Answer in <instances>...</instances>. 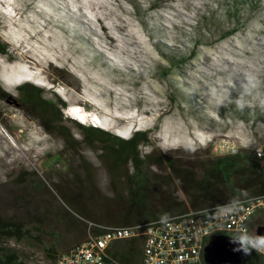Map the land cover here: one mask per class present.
I'll return each mask as SVG.
<instances>
[{
	"label": "rangeland",
	"instance_id": "obj_1",
	"mask_svg": "<svg viewBox=\"0 0 264 264\" xmlns=\"http://www.w3.org/2000/svg\"><path fill=\"white\" fill-rule=\"evenodd\" d=\"M244 1L0 0V41L10 53L0 54L1 89L15 90L18 101L27 63L40 70L32 78L39 84L30 83L46 100L56 94L84 107L115 134L148 131L152 143L139 147L142 155L155 148L174 165L143 168L142 206H135L100 146L67 148L37 116L0 95V216L36 236L0 238V255L54 264L45 248L60 254L80 244L89 222L184 213L192 195L180 175L191 172L195 185L220 157L199 140L264 142V7L231 21ZM54 68L72 78L55 83ZM130 167L116 172L119 181L136 174ZM112 253L138 264L141 241L117 243Z\"/></svg>",
	"mask_w": 264,
	"mask_h": 264
},
{
	"label": "trees",
	"instance_id": "obj_2",
	"mask_svg": "<svg viewBox=\"0 0 264 264\" xmlns=\"http://www.w3.org/2000/svg\"><path fill=\"white\" fill-rule=\"evenodd\" d=\"M253 7H264V0H245L240 9L235 8V15L231 21L242 19L243 13H250ZM235 17V18H234ZM0 54L10 56L9 46L0 41ZM54 77L51 79L55 83L69 81L72 75L65 70L54 68ZM20 99L18 103L31 115L37 116L40 125L50 134L62 139L69 149H75L82 143L91 147L100 146L103 156L111 161L112 174L117 178L120 186L130 194L133 205L142 206L144 182L140 180L143 168L148 166L174 168L167 152H153L143 156L139 147L142 144H151L152 139L148 131H135L128 139L113 132L99 127L87 126L74 119H64L63 109L67 107V102L55 94V100L49 101L44 98V90L30 82L22 83L17 88ZM0 95L7 99L12 93L1 89ZM72 98V97H71ZM73 131H78L82 135L81 141L75 139ZM131 165V170L136 174L132 177H125L119 181L117 171ZM175 170V169H174ZM180 179L190 190L183 187L190 193L191 202L187 204L185 212L207 207H213L237 201L246 197L264 194V176L260 168L258 159L250 150H240L235 155L223 156L220 160H213L206 176L194 185V178L191 172L180 175ZM158 216L140 217L139 214H126L116 224L131 225L144 223L157 219ZM264 224V219L258 220L256 225ZM0 238L23 241L24 239H36L25 223L4 219L0 216ZM47 258L56 263L59 252L53 246L45 248ZM116 257L115 254H113ZM125 264H132L130 256H122L119 259ZM0 264H24L15 252H8L0 255ZM246 264H264V258L255 253H251Z\"/></svg>",
	"mask_w": 264,
	"mask_h": 264
},
{
	"label": "built area",
	"instance_id": "obj_3",
	"mask_svg": "<svg viewBox=\"0 0 264 264\" xmlns=\"http://www.w3.org/2000/svg\"><path fill=\"white\" fill-rule=\"evenodd\" d=\"M240 145L230 139L212 142L211 150L220 156L235 155ZM253 154L264 176V145L254 144ZM264 219V194L197 210H191L131 225L89 222L85 241L59 254L55 264H125L114 257L113 245L141 241L139 264H207L206 246L214 234L234 237L256 236L258 220ZM261 258L264 252L252 250Z\"/></svg>",
	"mask_w": 264,
	"mask_h": 264
},
{
	"label": "water",
	"instance_id": "obj_4",
	"mask_svg": "<svg viewBox=\"0 0 264 264\" xmlns=\"http://www.w3.org/2000/svg\"><path fill=\"white\" fill-rule=\"evenodd\" d=\"M8 102L14 100V103L19 106L17 100H15L12 95L6 99ZM264 142H256L254 144ZM244 144H247L244 142ZM254 144L249 146L251 149ZM249 145V144H247ZM256 235L264 236V224L259 225L256 229ZM237 237L217 233L214 234L209 244L205 248L204 258L207 264H246L249 260L250 254H245L243 251L238 250L239 245L234 242Z\"/></svg>",
	"mask_w": 264,
	"mask_h": 264
},
{
	"label": "clouds",
	"instance_id": "obj_5",
	"mask_svg": "<svg viewBox=\"0 0 264 264\" xmlns=\"http://www.w3.org/2000/svg\"><path fill=\"white\" fill-rule=\"evenodd\" d=\"M24 64H27V63H24ZM29 65V64H28ZM30 66V65H29ZM33 67V66H31ZM34 70H38L40 71L38 68L36 67H33ZM29 81V80H27ZM29 82H33V81H29ZM38 82V81H37ZM37 82H33V83H37ZM22 83H17V87L19 85H21ZM39 84V83H38ZM7 85H9L11 88H13L14 90V87H15V83H7ZM9 92V91H8ZM11 93V92H10ZM14 93H15V90H14ZM12 93V94H14ZM16 94V93H15ZM64 99V98H63ZM65 100V99H64ZM66 101V100H65ZM67 102V101H66ZM76 107H80L82 109H84L86 111V109L84 107H81V106H73L72 105H67V109H63V113L66 115L67 113H70V116L69 118L71 119H74L76 121H79L81 122L80 120L76 119V118H73V111H78V109ZM87 112V111H86ZM88 114V112H87ZM95 115V114H88L87 116V119L86 121L83 123L81 122V124H84V125H87V126H93V123H94V120L92 119V116ZM97 116V115H96ZM99 119V118H98ZM87 120H91V123L90 125L87 124ZM93 120V121H92ZM100 120V119H99ZM101 125V124H100ZM93 127H99L101 128V126H93ZM121 137H124L126 139H128L129 137H125V136H122L120 134H117ZM199 143H201L203 145L204 148H207L208 146L211 145L212 142H210L209 145L205 144L204 142H202L201 140H199ZM193 148V147H192ZM201 147L198 146V147H194L193 149L194 150H197V149H200ZM234 242H236L238 245H239V249L240 251H243L245 254H250L252 250H255L257 252H264V236H261V235H256V236H250L248 235L247 233H244V234H241L239 235L235 240Z\"/></svg>",
	"mask_w": 264,
	"mask_h": 264
},
{
	"label": "bare ground",
	"instance_id": "obj_6",
	"mask_svg": "<svg viewBox=\"0 0 264 264\" xmlns=\"http://www.w3.org/2000/svg\"><path fill=\"white\" fill-rule=\"evenodd\" d=\"M73 106H78V105H72V107H73ZM65 109H67V108H65ZM88 111H89V110H88ZM73 113L76 114V115H81V114H78L77 111H73ZM66 115L69 117V116H70V113H67ZM97 117H98V116H97ZM219 137H220V136H219ZM234 138H235V137H234Z\"/></svg>",
	"mask_w": 264,
	"mask_h": 264
},
{
	"label": "flooded vegetation",
	"instance_id": "obj_7",
	"mask_svg": "<svg viewBox=\"0 0 264 264\" xmlns=\"http://www.w3.org/2000/svg\"><path fill=\"white\" fill-rule=\"evenodd\" d=\"M221 157H222V156H220V157H216V158H214V160H215V159H218V160H220V158H221Z\"/></svg>",
	"mask_w": 264,
	"mask_h": 264
},
{
	"label": "crops",
	"instance_id": "obj_8",
	"mask_svg": "<svg viewBox=\"0 0 264 264\" xmlns=\"http://www.w3.org/2000/svg\"><path fill=\"white\" fill-rule=\"evenodd\" d=\"M139 264V263H138Z\"/></svg>",
	"mask_w": 264,
	"mask_h": 264
}]
</instances>
